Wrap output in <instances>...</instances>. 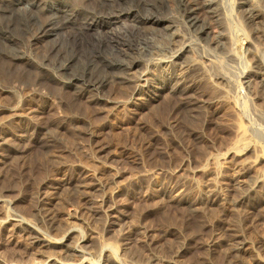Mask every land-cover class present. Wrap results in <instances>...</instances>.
<instances>
[{
  "label": "rangeland",
  "instance_id": "1",
  "mask_svg": "<svg viewBox=\"0 0 264 264\" xmlns=\"http://www.w3.org/2000/svg\"><path fill=\"white\" fill-rule=\"evenodd\" d=\"M254 1L247 0L246 5L259 12ZM236 5V0H223L225 33L234 44L238 74L251 75L255 63H261V68L264 64V37L260 36L264 34V14L250 28L241 22ZM170 22L178 27L172 40L142 32L125 42L151 75L158 71L155 59L167 54L168 46L176 49L184 41L194 42V35L182 22ZM224 27L209 21L211 42L206 47L210 52L222 51L215 43ZM48 44L49 40L37 46L28 43L24 50L40 62L47 57ZM90 49L84 46L80 50L84 60L94 54ZM12 55L0 43V137L7 132L22 134L6 147L0 145V173L5 176L0 180V196L18 197L14 205L0 203V264L264 261V122L258 117L264 118V103L254 88L240 87L235 92L225 81L207 78L196 87L194 96L200 108L193 113L167 92L156 97L141 87L142 93L131 95L114 84L107 92L122 103L95 106L85 100L74 103L69 90L50 94L45 83L36 82L35 74L22 79L12 65ZM190 55L200 62L211 58L205 53H201L203 58ZM161 66L165 73L171 71L168 64ZM36 130L52 146L35 145L23 163L15 159L4 163L1 156L7 159ZM80 177L88 196L103 202L70 190L67 183ZM258 178L263 182L251 195L260 206L256 214H250L251 205L236 201ZM213 181L223 191L221 205L192 210L180 198L183 192L201 197ZM55 188L62 198L54 215L64 216L58 227L48 225V231L60 241V247L42 249L34 245L33 232L7 218L16 213L35 220L39 210L50 208ZM69 191L73 194L68 195ZM231 228L245 233L253 253L233 254L224 245L207 246ZM77 248L86 253V259L74 252ZM50 256L52 260H48Z\"/></svg>",
  "mask_w": 264,
  "mask_h": 264
},
{
  "label": "bare ground",
  "instance_id": "2",
  "mask_svg": "<svg viewBox=\"0 0 264 264\" xmlns=\"http://www.w3.org/2000/svg\"><path fill=\"white\" fill-rule=\"evenodd\" d=\"M246 1L236 0V6L241 22L247 27L250 25L251 28L259 22L261 14H264V0L254 1L257 2L256 8L259 7V12L247 6ZM224 13L223 0H0L2 22L0 43L12 50L14 58L12 65L18 68V76L26 79L29 75L35 74L36 82L40 85L45 83L50 94L55 93V90H69L74 103L85 100L95 106L119 105L122 102L112 98L107 92L109 86L113 87L116 84L121 88L125 87L131 95L142 93L141 87H145L150 94L156 97L167 92L169 98L179 102L180 107L188 108L194 113L199 107L196 106L197 98L194 96L196 87L198 83L207 78L223 80L235 92L240 87L248 91L254 88L256 95L264 103V64L261 68V63L260 65L255 63L251 75L238 74L236 67L238 57L233 52L234 44L229 43L230 38L228 39L225 33L227 30L223 23ZM175 20L182 22L184 29L194 35V42L184 41L176 49L168 46L165 50L167 54L155 59L157 63L154 66H158V71L151 75V70L143 68L141 61L133 57L130 46L125 42L129 40V37H135L142 32H152V35L156 37L167 36L172 40V36L178 35L177 25L170 22ZM209 21L224 27L220 32V39L218 38L219 40L215 43L217 49L222 50L220 53H212L206 47L211 42ZM253 31L258 32V30ZM260 36L264 37V34ZM45 40L50 41L47 57L44 61L37 62L25 52V45L29 43L37 46ZM151 41L148 42L151 43ZM84 46L91 47L94 52L85 60L80 55V50ZM201 53L208 54V57L211 54V58H207L206 62L189 58V54L203 58ZM164 64L171 67L169 73L164 72L161 66ZM236 77L239 78L236 80ZM138 81H144L145 84L143 86L135 84ZM258 117L259 121L264 122L261 115ZM42 134L41 131H34L27 137V144H22L23 147H15L7 159L1 156L2 160H5L4 163L7 164L12 159L23 163L30 148L35 145L51 147L52 141L45 139L46 141L43 142ZM262 136L264 138V135ZM14 137L20 138L22 134L15 136L12 132L4 133L0 137V145L6 147ZM3 177L0 173V180ZM262 182L263 180L256 179L247 192L236 201V203L251 205L250 214H256L260 206L259 201L257 203L252 201L251 193ZM67 186L74 194H83L85 199L88 196V187L81 181V177L67 183ZM53 192L50 208L39 210L35 220L24 219L16 213L9 214L7 218L18 223L25 230L33 232L35 234L34 245L42 249L60 247V241L51 237L48 231V225L58 227L63 222L62 217L64 216L60 213L54 215L53 210H56L58 199L62 194L57 192V188ZM72 192L69 191L68 195H72ZM222 192L219 184L213 181L206 187L201 197H191L183 192L180 198L192 210H197L200 206L221 205ZM88 197L93 199L96 196ZM96 198L97 202H103L102 199L97 200ZM17 201L16 196L13 198L0 196V203L6 206L14 205ZM228 229L224 230L227 233L226 236H220L207 246L215 249L218 245H224L233 254L253 253L244 232ZM74 252L81 259H86L84 251L77 248ZM51 258L52 256L48 257V260ZM256 263L264 264V261L258 259ZM61 264L70 263L63 261ZM118 264L134 263L118 261Z\"/></svg>",
  "mask_w": 264,
  "mask_h": 264
}]
</instances>
